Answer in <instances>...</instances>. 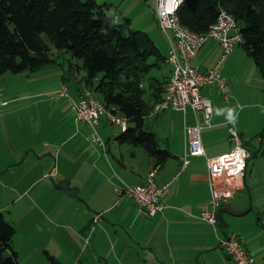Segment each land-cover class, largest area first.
I'll list each match as a JSON object with an SVG mask.
<instances>
[{"label":"crops","instance_id":"1","mask_svg":"<svg viewBox=\"0 0 264 264\" xmlns=\"http://www.w3.org/2000/svg\"><path fill=\"white\" fill-rule=\"evenodd\" d=\"M166 40L169 49L167 37ZM221 54L220 44L210 40L193 58V66L207 71ZM245 55L241 46L235 48L224 62L222 74L228 85L233 84V97L239 101L234 87L238 76L247 69L259 73L261 107L264 77ZM69 62L68 73L78 81L77 86H72L76 96L73 99L78 100L86 90L85 77L80 79L82 68L76 65V60ZM17 77L9 73L0 77V100L8 102L0 113V181L7 179L11 185L9 191L17 200L29 197L28 201L34 202L37 219H32L34 225L28 236L32 243L41 238L35 246H43L44 255L45 251H50L62 261V257L69 258L62 251L67 248L75 257L81 256L77 263L69 264H234L220 247V239L238 235L257 258V264H264V138L257 151L259 156L253 161V154L247 149L250 155L247 171L238 178L233 198L221 206L219 225L215 227L199 218L211 198L206 157H192L185 167L182 163L189 144L185 128L203 123L202 113L196 116L189 108L186 112L172 110L176 114L170 116L149 114L145 119L147 129V120L152 119L154 123L149 131L156 134L160 148L171 156L158 165L146 154L141 166L137 162L138 150L127 146L130 144L120 145L114 141L116 144L112 145L109 137L105 141L106 152L97 146H88L89 126L77 121L71 101L66 105L71 108L68 110L72 113L70 125L73 123L75 128L62 122L56 126L57 120L48 114L43 115L40 123L36 113L39 105L48 107L54 101L41 99L39 94L29 95L21 78ZM18 82L22 86L15 89L19 91H6V84L18 86ZM220 92L216 85L203 88L204 95L216 107L212 127L202 133L207 158H216L236 145L230 134V129H235L236 119L222 112L228 109L224 102L229 96L223 97V102ZM262 113L259 120L264 128V111ZM157 121H161V126ZM40 124L43 127L36 128ZM73 141L74 144L68 146ZM241 142L244 146L242 139ZM29 166L36 168V174L22 171ZM62 169L63 180H52ZM152 172L158 185L168 181L172 184L161 200L163 209L155 217L147 218L134 200L117 195L115 188L145 183ZM59 195L71 200L64 208L66 211L56 208L54 199ZM40 220L44 221L38 225ZM71 232L76 234L74 238Z\"/></svg>","mask_w":264,"mask_h":264},{"label":"trees","instance_id":"2","mask_svg":"<svg viewBox=\"0 0 264 264\" xmlns=\"http://www.w3.org/2000/svg\"><path fill=\"white\" fill-rule=\"evenodd\" d=\"M224 8L241 28V47L264 77V0H187L179 10L181 22L202 33ZM110 4L94 0H0V77L36 72L56 63L55 50L69 53L86 72L84 87L93 91L109 109L130 119L125 131L115 137L120 144L141 147L162 165L170 152L160 148L146 118L160 102L170 81L150 76L161 63L168 64L151 37L130 30ZM50 44V45H49ZM172 73V71H171ZM148 80V90L142 88ZM152 91V102L145 96ZM16 228L0 212V264H21L14 246ZM49 264H61L45 251Z\"/></svg>","mask_w":264,"mask_h":264},{"label":"built area","instance_id":"3","mask_svg":"<svg viewBox=\"0 0 264 264\" xmlns=\"http://www.w3.org/2000/svg\"><path fill=\"white\" fill-rule=\"evenodd\" d=\"M187 0H157L156 14L159 28L169 41L167 62L172 67L170 81L160 102L154 105L152 114L168 110L186 112L191 108L198 116L202 113L204 122L187 125L185 131L189 138L188 150L182 157L185 167L192 157H206L211 198L199 218L215 227L219 225L221 206L233 198L238 178L247 171L249 152L242 145L236 129L231 128V140L235 147L216 158H207L202 141V133L212 127L213 102L204 95L203 88L216 85L228 97L230 88L222 74V67L233 50L242 45L244 36L236 17L221 8L216 21L205 32L198 33L185 26L179 17V10ZM217 41L222 54L219 60L207 71H200L193 66V58L210 41ZM59 95L71 99L76 119L91 129L90 142L106 152L107 144L100 134L104 120L120 126L125 131L130 119L109 109L95 94L86 89L78 100L70 97L68 89L63 86ZM8 102L0 100V113ZM172 181L158 185L155 172L149 174L145 183L126 187H116L115 192L134 200L147 218L155 217L162 209L161 200L169 190ZM220 247L234 264H257V258L247 249L245 242L238 235L223 236Z\"/></svg>","mask_w":264,"mask_h":264},{"label":"rangeland","instance_id":"4","mask_svg":"<svg viewBox=\"0 0 264 264\" xmlns=\"http://www.w3.org/2000/svg\"><path fill=\"white\" fill-rule=\"evenodd\" d=\"M98 4H110L114 7V11L117 10L121 17L118 16V21L122 22L123 18H128L131 20L130 30L133 31H143L146 32L151 39L157 44L159 49L163 54H167L168 52V44L164 33L159 28L158 18L156 14V1L157 0H94ZM114 11L112 14H114ZM50 45V44H49ZM50 53V57L56 60V63L47 66L45 68L40 69L39 71L30 73L26 72L20 75H13L9 73V76H18L17 78H21L23 88L25 90H29V95L35 96L37 94L39 98L46 99L49 98L54 103L52 105L44 106L39 105V112H36L38 115V121L42 123L44 117L43 115L48 114L49 117H54L57 120V125L59 126L60 122L64 123L67 127H71V129L75 126L72 123L70 125V118L72 117L71 111L68 112L70 107L66 105V102H70L71 99H68L65 96L59 95V92L62 91L63 86H66L68 89V93L70 97L75 98V93L72 86H77V79L73 77V74L68 73L70 71V60L71 55L69 53H59L57 50L53 48ZM240 47V46H239ZM238 48V47H237ZM248 58L251 66H254V61L247 54L245 55ZM82 66V62L76 61V65ZM161 70L154 68L150 74V76H157L163 82L168 79L170 70L172 67L169 64L161 63ZM224 66V65H223ZM256 66V65H255ZM259 73L255 74L250 69H247L244 73H241L238 76V80L235 81L234 87L239 95L236 99L239 101H235L233 97L234 92L232 89L233 84L230 82V92H229V102H224V98L226 96L222 94L221 101L224 102V107H228L225 111H222L227 116L235 117L236 125L235 129L237 130L240 139L244 141V148L248 149L253 155L251 161H253L258 155L257 151L259 149V145L263 142L264 138V128L261 126V122L259 118L263 117L264 104H261L259 107ZM65 76V79L63 78ZM86 76V72L83 69L79 70L80 79ZM77 81V82H76ZM21 82H18V86L15 84H6L5 89L7 92H15L19 91L15 89V87H19ZM65 83V84H63ZM85 85V84H84ZM253 87V88H252ZM144 89L148 90V80H146L143 84ZM93 92V91H92ZM94 93V92H93ZM95 94V93H94ZM95 96H97L95 94ZM98 97V96H97ZM224 97V98H223ZM152 91H148L145 99L147 102H152ZM71 103V102H70ZM73 107V106H72ZM213 109L216 111L215 104L213 105ZM48 113H44V112ZM161 117L170 116L171 114H176L172 110L164 111L159 113ZM55 115V116H54ZM35 122V121H34ZM153 120H147L148 130L151 129ZM158 125H160L161 121H157ZM35 124V123H34ZM83 124V123H81ZM84 125H86L84 123ZM87 126V125H86ZM150 126V127H149ZM161 126V125H160ZM159 126V128H160ZM43 127V124L38 125L36 128ZM88 136L90 135V127H88ZM84 132V130H82ZM122 132L120 126L110 124L106 120L103 121L102 126L100 128V134L103 139L107 141L110 137V143L116 144L115 137L118 136ZM242 133L244 136H242ZM87 135V132H86ZM162 139V138H161ZM74 144L70 142L68 144ZM88 146H93V144L88 140ZM72 144V145H73ZM131 146V145H127ZM132 147V146H131ZM138 150V160L137 162L142 166L144 164V158L147 151L141 147H135ZM259 156V155H258ZM259 158V157H258ZM22 171H28L31 174H36L37 170L34 166H29ZM63 169L60 173H57L52 176V180L56 182H60L63 179ZM51 180V179H49ZM22 184L18 186L21 187ZM43 185H40L42 188ZM11 185L7 183V179H2L0 181V212L3 213L5 219L14 224L16 228V234L14 237V246L17 252L19 253V261L21 264H49L48 259L44 255L43 246L37 247L35 246L36 242H41V238H39L35 243L31 242L29 239V231L31 230L34 222L32 219L36 221L37 214L34 212V202L28 201L30 198L26 197L24 200H17V196L9 191ZM60 197H55V204L57 209H64L68 207L71 200L66 197L59 195ZM76 202V201H74ZM42 205L41 202L38 203ZM71 204V203H70ZM78 206H80V202L77 201ZM64 211H66L64 209ZM44 220H40L37 222L38 225H41ZM32 223V224H31ZM57 234L59 230L56 229ZM75 233V232H74ZM76 234L71 232V238H74ZM49 251V250H48ZM64 255L67 257H62V261L69 263H77L80 257H75V253L68 250L67 248L62 250ZM50 252V251H49ZM53 255V254H52ZM55 256V255H53ZM56 257V256H55ZM57 260L64 264L58 257Z\"/></svg>","mask_w":264,"mask_h":264}]
</instances>
